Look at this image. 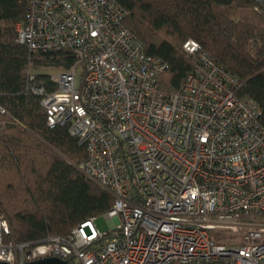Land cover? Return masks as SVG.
<instances>
[{"label":"built area","instance_id":"built-area-1","mask_svg":"<svg viewBox=\"0 0 264 264\" xmlns=\"http://www.w3.org/2000/svg\"><path fill=\"white\" fill-rule=\"evenodd\" d=\"M25 4L18 41L75 57L50 75L54 89L31 71L26 88L47 126H65L84 147L78 168L113 197L103 214L112 222L100 231L90 217L66 235L16 243L0 211V260L264 264V124L255 101L238 95L240 80L187 38L193 69L177 89L160 88L168 63L145 52L115 0Z\"/></svg>","mask_w":264,"mask_h":264},{"label":"trees","instance_id":"trees-1","mask_svg":"<svg viewBox=\"0 0 264 264\" xmlns=\"http://www.w3.org/2000/svg\"><path fill=\"white\" fill-rule=\"evenodd\" d=\"M115 1L145 52L168 63L160 88L177 89L193 69L194 58L182 49L193 38L240 80L238 95L255 101L264 124V15L254 0ZM25 17V0H0V211L16 243L66 235L113 205L78 168L84 147L65 126H47L41 98L26 88L31 71L35 84L54 89L50 74L35 70L67 69L75 57L70 50L30 52L15 29Z\"/></svg>","mask_w":264,"mask_h":264},{"label":"rangeland","instance_id":"rangeland-1","mask_svg":"<svg viewBox=\"0 0 264 264\" xmlns=\"http://www.w3.org/2000/svg\"><path fill=\"white\" fill-rule=\"evenodd\" d=\"M258 12V11H257ZM260 13V12H258ZM262 15H264V13H260ZM60 68H52V67H44V68H40L35 70L36 72H43V73H48L50 75L57 73V71H59ZM111 222L112 220L110 218H107L103 215L98 216L95 219V224L97 225L98 229L100 231H106L109 229V227L111 226ZM224 242H231V239L228 237V235H225L224 238L221 239Z\"/></svg>","mask_w":264,"mask_h":264},{"label":"water","instance_id":"water-1","mask_svg":"<svg viewBox=\"0 0 264 264\" xmlns=\"http://www.w3.org/2000/svg\"><path fill=\"white\" fill-rule=\"evenodd\" d=\"M0 264H18V263H9L0 260ZM23 264H70V263L58 257H45V258H40L33 261L25 262Z\"/></svg>","mask_w":264,"mask_h":264}]
</instances>
